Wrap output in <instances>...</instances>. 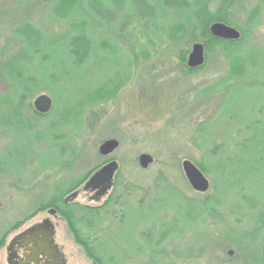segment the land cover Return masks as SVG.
I'll use <instances>...</instances> for the list:
<instances>
[{
  "label": "rangeland",
  "instance_id": "rangeland-1",
  "mask_svg": "<svg viewBox=\"0 0 264 264\" xmlns=\"http://www.w3.org/2000/svg\"><path fill=\"white\" fill-rule=\"evenodd\" d=\"M193 1L0 0V264L10 240L47 216L67 264L258 263L264 199L246 208L225 180L248 169L244 194L264 195V0L235 4L237 43L207 36ZM196 42L206 61L192 68ZM103 89L114 93L100 98ZM41 94L53 101L42 113ZM109 138L120 145L103 155ZM144 152L155 158L148 169ZM108 158L119 169L99 205L83 184ZM185 160L208 177L207 191L193 189ZM67 209L101 225L83 229L92 250Z\"/></svg>",
  "mask_w": 264,
  "mask_h": 264
},
{
  "label": "water",
  "instance_id": "water-1",
  "mask_svg": "<svg viewBox=\"0 0 264 264\" xmlns=\"http://www.w3.org/2000/svg\"><path fill=\"white\" fill-rule=\"evenodd\" d=\"M212 33L216 36H219L221 38H227V39H236L240 37V32L235 29V27H232L226 23L223 22H216L211 25ZM206 51L205 44L203 42H196L193 44L192 50L189 54L188 58V64L190 67L195 68L202 66L205 64L206 61V55L204 54ZM36 106L38 109L42 112H46L51 109L52 107V98L46 94H41L37 97L35 100ZM120 141L117 138H109L102 142L100 145V152L103 155H110L116 149L119 147ZM154 156L150 153H141L139 156V163L143 168H147L152 164L154 160ZM118 166V163H111L110 165H107L101 172H98V177L94 178L93 183H104L106 180H108L110 177L113 176V173L115 172L116 167ZM184 171L187 175L188 180L190 181L193 189H196L198 191H207L210 187V180L208 177L204 174V172L191 160H185L184 161ZM35 230H37L36 227L32 231L26 230L19 234H17L14 239L11 241L9 247H8V263L9 264H20L18 262H15L14 258L17 254V244H19L21 239L27 240V242L33 241L34 245L30 248L31 253L29 254V259L27 263L24 264H31V261L40 262L41 255H44V258L48 259L51 258V264H62L61 255L59 254V247L58 244L55 243V238L51 235H46V237L43 238H27L29 233H34ZM36 233V232H35ZM34 233V234H35ZM230 254H233L234 251L230 250ZM65 263V262H64ZM63 263V264H64Z\"/></svg>",
  "mask_w": 264,
  "mask_h": 264
},
{
  "label": "trees",
  "instance_id": "trees-1",
  "mask_svg": "<svg viewBox=\"0 0 264 264\" xmlns=\"http://www.w3.org/2000/svg\"><path fill=\"white\" fill-rule=\"evenodd\" d=\"M240 1H243V0H194L193 1L194 9H195V12H193L194 18L196 19L197 24H202L204 26V28L206 30L205 33H207V36H208V34H210L211 36L215 37L219 42L227 43V41H230L229 39L220 38L219 36H214L212 33H210L211 32L210 26L216 22H223V23H226L232 27H235L234 26V24H235L234 20L235 19H234V15H233L232 11L234 9L235 4L240 2ZM263 8H264V6H263ZM236 41H238V40L236 39L234 42L237 43ZM101 45L106 46V43L101 41ZM92 47L93 46H91L89 50L85 49L88 53L86 56L80 55L79 61L81 60V62H84V60H83L84 58H87L89 56L91 57V51H92L91 48ZM242 63H243V60L238 65H243ZM108 92H109V94L106 95V93H108ZM113 93H114V91H111V90L107 91V89H103V91L101 93H99L98 96L100 98H106L109 95H112ZM262 134H263V138L261 140V147H259L258 152H263V154H261V156H264V131ZM253 158L254 157H252V159ZM260 159L261 158H256L254 160L258 161ZM246 163L248 165L249 161L248 162L246 161ZM241 172H243V175L241 176V178L238 181H235V180L230 181L229 179L228 180L226 179L225 180L226 187L230 191H232V189L233 190L239 189L238 194H239V196H242L244 198L246 208H253V207L257 208L261 204L262 200L264 199V195L259 197L257 200H251V198L248 197L249 196L248 194H244V190H246V188H247V180L249 178L253 177V175H255V174L251 173L248 169L238 171L239 174ZM76 183H79V182H76ZM209 203L210 202L207 201V205H205V209H207V210L210 209ZM202 207H204L203 204H202ZM65 213L69 217L70 221L73 223V225H71V226H73V229L76 233L77 238L80 241L85 242V244H87L88 246H90L93 243V241L95 240V238H93L89 235L83 236V234H82L83 228L78 226V223L76 221H74L75 220L74 219L75 211L71 210V209H67V210H65ZM90 249L92 250L91 246H90ZM262 255L263 256L258 260L257 264H264V254H262ZM101 264H103V263L101 262Z\"/></svg>",
  "mask_w": 264,
  "mask_h": 264
},
{
  "label": "flooded vegetation",
  "instance_id": "flooded-vegetation-1",
  "mask_svg": "<svg viewBox=\"0 0 264 264\" xmlns=\"http://www.w3.org/2000/svg\"><path fill=\"white\" fill-rule=\"evenodd\" d=\"M47 1H52V0H47ZM23 91L27 92L26 90H23ZM37 97H36V99H37ZM34 104H35V109L39 110L38 107L36 106L35 101H34ZM116 162H117V160H115L113 158L106 159L105 163L102 164L98 169L94 170L93 173L84 181L83 189L86 190V192H88L87 194H88L89 200H95L96 203L99 205H102V204L105 205L107 203L106 200L109 199V197L111 195L110 193L112 192V189L115 188V183H116L115 176H116L117 169H119V162H117L118 166L116 167L115 172L113 173V176L110 177L108 180H106L104 183H100V182L98 183L97 182L94 184L93 181H94V178L98 177V175H99L98 172H101L107 165H110L111 163H116ZM186 177H187V175H186ZM189 183H190V181H189ZM68 195L69 196L66 195V197L63 199L64 204H67V202H69L70 200L71 201L77 200V197L79 196V190L78 191L74 190V192H72L71 194H68ZM122 200H123V198H122ZM102 201H105V202H102ZM76 205H78V204H76ZM97 207H100V206L91 207L88 204L83 206V208H86L89 210H97L98 212L101 211L99 209H94ZM106 207H107V205H106ZM107 208H105V209H107ZM52 210H54V211H52V213H56L55 210H57V209L54 208ZM98 215L100 216L102 214L99 212ZM82 217H83V220H82L83 223L82 224L78 223V226L82 227L84 230H87V231H91V230L101 231L102 230L101 225H98L97 223L90 224L89 223L90 219H88L89 216H87L85 213L82 214ZM101 218H103V216H101ZM57 226H58L57 222L51 216H47L43 220L37 221V223L35 222L32 225L26 227L23 231H26V230L32 231L34 229V227H36L37 228V230H35L36 233L35 232H34L35 234L29 233L27 238H36V237L43 238V237H46V235L47 236L51 235L52 237H54L55 243H57L58 247H59V254L61 255L60 257H61V259H63L61 263L63 264L65 262L64 264H67V258L65 256V253L63 252V248L61 247L60 243L57 240V229H58ZM23 231H21V232H23ZM82 232H83V230H82ZM14 237L10 240V243L14 239ZM33 245H34L33 241L27 242V240L21 239L19 244H17V249H16L17 254H16V257L14 258L15 262H18L20 264H24V263H27L28 261H30V259H29L30 258L29 254L31 253L30 248ZM51 263H52L51 258H49L47 261V259L44 258L43 254L41 255L40 262L39 261L36 262L33 260L31 261V264H51Z\"/></svg>",
  "mask_w": 264,
  "mask_h": 264
}]
</instances>
